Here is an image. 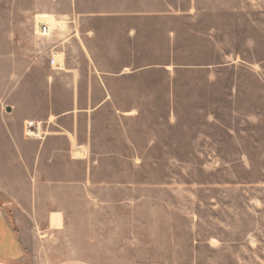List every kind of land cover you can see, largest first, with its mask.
Segmentation results:
<instances>
[{"label":"rangeland","instance_id":"374dc122","mask_svg":"<svg viewBox=\"0 0 264 264\" xmlns=\"http://www.w3.org/2000/svg\"><path fill=\"white\" fill-rule=\"evenodd\" d=\"M5 106L78 181L44 264H264V0H0Z\"/></svg>","mask_w":264,"mask_h":264},{"label":"crops","instance_id":"0c3cea01","mask_svg":"<svg viewBox=\"0 0 264 264\" xmlns=\"http://www.w3.org/2000/svg\"><path fill=\"white\" fill-rule=\"evenodd\" d=\"M12 114L10 106L0 108V264H44L59 256L55 246L68 224L70 188L78 181L60 170L61 149L43 122ZM72 145L69 139L62 158L83 160L84 153L70 154ZM63 257L52 264H92Z\"/></svg>","mask_w":264,"mask_h":264},{"label":"bare ground","instance_id":"6f19581e","mask_svg":"<svg viewBox=\"0 0 264 264\" xmlns=\"http://www.w3.org/2000/svg\"><path fill=\"white\" fill-rule=\"evenodd\" d=\"M51 19H52L51 14H40L37 21L38 31L40 32L43 26H46V28L50 29Z\"/></svg>","mask_w":264,"mask_h":264},{"label":"built area","instance_id":"2783aa9c","mask_svg":"<svg viewBox=\"0 0 264 264\" xmlns=\"http://www.w3.org/2000/svg\"><path fill=\"white\" fill-rule=\"evenodd\" d=\"M39 33L42 34V35H46V34L49 33V29L46 28V26H43L42 27V30Z\"/></svg>","mask_w":264,"mask_h":264}]
</instances>
